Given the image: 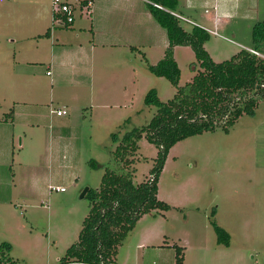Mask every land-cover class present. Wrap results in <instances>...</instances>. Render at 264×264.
Segmentation results:
<instances>
[{"label":"rangeland","instance_id":"1","mask_svg":"<svg viewBox=\"0 0 264 264\" xmlns=\"http://www.w3.org/2000/svg\"><path fill=\"white\" fill-rule=\"evenodd\" d=\"M256 3L259 19L264 21V0ZM48 4L46 0L35 5L0 0V61L16 60L23 80L39 83L26 85L32 89L26 91L24 102L12 103L6 111L8 116L16 109L39 115L22 118L30 124L21 128L22 138L17 137L0 178V199H9L0 204V244H10L9 257L14 264H59L76 243L89 213L88 191L100 187L106 170H117L111 157L117 144L111 135L121 138L151 120L156 108L145 104L150 90H155L163 103L171 100L176 90L168 80L149 72V66L163 59H150L149 47L112 53L115 58L105 54L108 65L100 73L104 79L118 68L121 83H126L123 78L127 79L128 73H135L125 85L126 96L115 92L109 99L90 98L87 90L69 82L51 87L59 72L52 68L48 75L46 67L62 55L60 50L51 53L50 43L37 36L47 30L42 14L46 10L51 17ZM183 21L189 28L187 20ZM256 23L251 19L230 21L218 28L219 36L208 33L204 48L209 57L222 62L251 47ZM175 56L178 85L183 87L196 75L191 69L195 56L185 46L176 50ZM94 72L98 75L100 70ZM96 75L97 88L104 79ZM13 84L10 80L5 91ZM60 106L68 115H49ZM61 124L73 137L66 159L73 160L72 168L66 179L48 176L44 167L54 154L62 156L47 146L52 140L51 126ZM157 158L158 147L143 135L138 151L128 157L132 163L122 162L121 166L132 173L134 184H140L151 179ZM24 170L32 174L26 178L21 175ZM49 186L63 187L65 192L51 191ZM85 189L88 191L81 197ZM156 198L168 208L140 216L118 247L120 264H177L176 248L182 249V264H264V99L252 116L241 115L228 132L217 127L176 143L159 175ZM213 223L229 235L228 246L217 242Z\"/></svg>","mask_w":264,"mask_h":264},{"label":"trees","instance_id":"2","mask_svg":"<svg viewBox=\"0 0 264 264\" xmlns=\"http://www.w3.org/2000/svg\"><path fill=\"white\" fill-rule=\"evenodd\" d=\"M148 1L162 8L149 5L152 18L164 29L168 42L163 59L148 70L174 86V97L163 103L155 90H150L145 104L156 108L151 120L121 138L111 135L117 144L111 153L117 170H106L100 187L88 191L89 213L76 243L67 249L59 264H115L118 247L140 216L168 208L156 194L169 150L182 140L213 132L217 127L228 132L241 115L252 116L258 102L264 99V21L257 22L252 30V50L259 55L241 49L229 60L214 62L204 48L210 36L208 32L193 25L186 28L184 21L175 16H182L178 14V0ZM177 46L191 48L195 56L191 69L196 75L183 87L178 85L180 71L173 58ZM143 135L158 147V158L152 180L134 184L132 173L125 172L121 164L132 163L128 157L138 151ZM91 165L97 166L94 162ZM212 226L217 242L228 246L229 235L215 223ZM10 251V244H0V264H14ZM175 251L176 263L182 264V249Z\"/></svg>","mask_w":264,"mask_h":264},{"label":"crops","instance_id":"3","mask_svg":"<svg viewBox=\"0 0 264 264\" xmlns=\"http://www.w3.org/2000/svg\"><path fill=\"white\" fill-rule=\"evenodd\" d=\"M67 1L76 8L74 22L69 26L54 28L53 12L51 11L50 17V14L45 10L42 17L47 22V30L45 33L37 35L40 41L45 39L50 43L51 53L56 50L61 51L62 61L54 57L52 63L46 67V73L51 72L52 68L57 73L59 72V77L51 81V87H54L58 82L63 84L69 82L71 85L76 84L82 87L84 91L87 90L90 98L104 99L106 97L109 99L115 92L123 96L128 95L125 85L130 83L135 73H128L130 76L127 79L123 78V82L126 83L120 82L121 74L116 66L114 68L118 71H114L113 75L109 74L107 79H104L105 77L100 73L108 65L106 59L109 58H106L105 54L127 53L131 49L149 47L150 53L152 52V55L149 56L150 59L154 58L155 61H158L164 56V50L168 44L166 32L152 18L149 11L151 4L148 3L150 1L92 0V6L87 11L80 9L85 0ZM23 2L35 5V3H41V0H23ZM46 2L49 3L47 7L50 9L51 0H46ZM178 3V14L182 15V19L187 20L186 22L191 26L199 27L214 37L219 36L218 28L226 26L230 21H250L251 19L254 20V23L261 22L256 0H178ZM200 10L204 11L201 15L199 14ZM47 32L49 33L48 36L46 35ZM230 35L234 37V32L231 31ZM180 48L181 46L174 48V59H176V50ZM244 49L252 50V46ZM112 57L115 58V55ZM144 59L146 58L144 57ZM15 61H0V102H5L0 103V178L3 175L2 171L5 165L10 160V152L14 151V143L17 137L22 138L20 135L23 133L21 128L30 124L28 120L22 118L26 115L29 118L39 117L37 112H23L19 109H16L11 116L6 113L12 103L17 105L24 102L26 91L32 89L31 86L26 87V85L39 84L35 82L26 83L21 76V70L19 71V62L16 63ZM95 69L100 70L98 75L95 74ZM95 75L96 77L100 75V79H104L97 88L95 87ZM10 80L14 83L12 89L5 91ZM13 89L14 91L11 93ZM58 108L65 109L63 106ZM49 115L54 114L50 111ZM56 117L62 118L64 116ZM67 130L68 127L65 124L51 126L52 140L47 146L52 149V152L56 150L60 154L62 152V156L59 157L58 154H54L52 160H47L46 166L42 164L48 176L51 173L53 177L62 176L66 179L70 175L67 170L72 168L73 160L66 159L67 152L71 150L70 141L73 137L70 130ZM31 174L24 170L21 175L27 178ZM64 192L65 190L60 193ZM8 201L9 199L1 198L0 204H6ZM115 264H120L117 261V256Z\"/></svg>","mask_w":264,"mask_h":264},{"label":"built area","instance_id":"4","mask_svg":"<svg viewBox=\"0 0 264 264\" xmlns=\"http://www.w3.org/2000/svg\"><path fill=\"white\" fill-rule=\"evenodd\" d=\"M149 3L158 9H162L159 5L153 4L151 2ZM51 6H52V12H53V24L59 25L61 27L62 26L65 27V26H69L70 24L74 22V13L76 11V8H74V6L71 5V3H68L67 0H51ZM91 6H92V0H85V2L83 3V6L80 9L87 11L88 9H90ZM177 17L180 18V16H177ZM249 52H251L254 55H259L254 50H249ZM47 74L49 75L50 72H47ZM51 113L55 114L56 116H61V117L68 115L67 111L63 108H57V109L51 110ZM149 180L151 181L152 177ZM50 190L56 191V192H63L64 188L50 187Z\"/></svg>","mask_w":264,"mask_h":264},{"label":"water","instance_id":"5","mask_svg":"<svg viewBox=\"0 0 264 264\" xmlns=\"http://www.w3.org/2000/svg\"><path fill=\"white\" fill-rule=\"evenodd\" d=\"M87 191H88V190L85 189V190L83 191V194L81 195V197H83Z\"/></svg>","mask_w":264,"mask_h":264}]
</instances>
